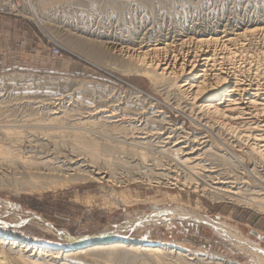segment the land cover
Segmentation results:
<instances>
[{
  "label": "rangeland",
  "instance_id": "1",
  "mask_svg": "<svg viewBox=\"0 0 264 264\" xmlns=\"http://www.w3.org/2000/svg\"><path fill=\"white\" fill-rule=\"evenodd\" d=\"M18 1L19 8L0 2V101L8 100L0 103V128L9 122L33 125L34 117L28 113V108L24 107H36L44 100L48 101L51 97L57 96H64L68 100L70 96L76 97L77 92L85 86L129 84L145 91L148 94L147 98L157 102L158 105L184 106L183 101L185 102L188 97L175 87L176 78L156 74L151 68H147L138 61H130L107 51L105 45L100 42L107 40L108 38H105L107 35L129 41L128 45L147 39L175 43L181 36L221 34L224 29L239 30L264 26V0H149L148 3L144 0ZM116 1L119 4L117 6ZM30 4L35 5L38 12L43 15L46 32L29 14L25 13L26 9L30 8ZM76 40H82L89 47L99 46L105 53L102 57L91 58L74 44ZM4 43L7 44L6 47ZM220 44L221 42L200 46L187 43L186 46H182L183 48L180 46L169 48L170 50L164 54L185 58L191 50L210 48L213 58L215 57L214 66L239 69L237 71L245 76V82L251 84L249 93H253V98L256 97L255 99L259 101L257 98L260 96L255 94V89L260 86L262 89L259 93L264 92V74H261L264 73V32L238 37L233 42V46H229L231 50ZM55 47L59 48L61 56L52 54V49ZM225 55L229 59H226ZM230 59H234L236 63ZM47 96L49 98L45 99ZM261 113L259 112V115ZM180 118L176 119L180 120ZM196 129L200 131L202 128ZM60 130L62 129H57L56 133H60ZM194 131L204 133V130ZM64 134L65 136L58 139L55 137L50 141H42L38 138L36 143L50 142L52 145L60 146H56L58 149L50 148L53 151H59L60 148L61 152L66 150L69 152L72 149L76 151L75 153L81 150L92 152L88 147L77 151L75 144H78L76 142L81 137L76 136V138L70 131ZM0 136L2 137L1 134ZM236 153L242 155L243 161L247 164L252 162L249 156ZM139 158L136 161L141 162L143 166L144 163ZM230 162L228 160L227 167ZM120 166L117 167L119 173L115 172L119 174L117 176L121 173L122 176L124 175L122 180L127 176L125 175L127 170L122 164ZM143 170H136L135 176ZM237 170L241 171V169ZM32 171L34 172L33 169ZM3 177L4 180L0 186V233L20 238L25 242L34 241L37 244L45 242L56 245L54 250L60 252L58 258L51 259V256H47L49 251L41 252V256L29 255L31 251L22 253L27 259L36 257L40 258L38 261L44 260L40 261L44 262L43 264L46 262V264H159L161 259H164L161 264H221L216 262L217 258L224 261L237 260L240 264H259L256 258L251 257L248 249L237 247L230 238L221 233L220 229L206 223L204 219L206 217L239 231L242 237L250 241V244L264 251V210L258 211L256 207L253 208L243 202L234 201L237 205L230 202L214 203L193 190L192 192L188 189L177 190L179 192L168 189L167 191L157 190L151 184L138 182L140 180L137 183L126 181L123 182L124 184L117 185L87 179L61 188L59 185L53 187L52 182L51 186L50 178L33 174L23 175L19 171L16 175L8 173ZM36 184L38 186L35 189L38 187L41 189L42 186L44 188L47 184L51 187L49 190L44 188L45 191L43 188L40 191L33 188L31 191L26 190L27 186ZM113 189L115 193L126 191L129 198H138L143 202L123 204L115 198L114 194H111ZM165 192L174 194L178 200L168 202L169 204L165 203L163 207L178 205L189 212L201 214V219L198 216L196 218L194 214L192 218L176 217L156 221L153 224L144 223L145 217L149 216L153 209L151 199H161ZM101 194L117 200V206L102 203ZM88 196H93L89 204L85 202ZM261 198L263 199L264 195ZM144 199L147 201L145 202ZM195 202H200L202 209H197ZM32 215L42 217L50 229L41 227L30 220H23L26 216ZM116 235L129 236L132 239L131 243L136 245H144L147 242L169 243L188 250L190 254L184 252L178 254L176 251H167V249L162 250V253L159 251L157 254L151 252L149 254L145 251L146 245L139 248L138 253L129 255H124L123 252L93 253L88 250L89 245L78 250H66V242L72 238L88 237L95 241ZM17 248L18 253L24 250V247ZM42 255L45 256L42 257ZM156 256L159 257V261L155 260Z\"/></svg>",
  "mask_w": 264,
  "mask_h": 264
},
{
  "label": "bare ground",
  "instance_id": "2",
  "mask_svg": "<svg viewBox=\"0 0 264 264\" xmlns=\"http://www.w3.org/2000/svg\"><path fill=\"white\" fill-rule=\"evenodd\" d=\"M144 2L148 3L149 0H144ZM115 3L116 6L119 5L117 1ZM30 5L25 13L29 14L45 31L46 26L43 15L38 12L35 5ZM263 32L264 26H253L240 28L239 30L224 29L221 32L222 35L220 33H207L195 37L181 36L175 43L174 41L147 39L140 40L132 45H128L129 41H122L121 38H113L112 35L105 36L108 39L100 42L105 45L107 51L130 61H138L147 68H151L156 74L176 78L175 87L180 90V93L186 94L188 98L185 102L183 101L184 106L175 105L170 106V108L174 112L180 111L187 115L192 124L196 128H202L204 133L187 132L182 123L172 124L164 111L155 110L156 113H153L150 106L143 107V109L139 107L122 109L118 99L112 100L115 105H108V100H100L101 108L93 113L85 114L84 106H78L77 108L65 107L63 109H60L59 106L53 111V104L58 106L63 102H67V100L64 96L51 97V100H49L48 95L45 98L48 101L43 98L44 101L36 107L25 105L24 108H28V113L34 117L35 122L33 125H27L25 122L24 125L18 122L13 124L9 122V124L5 123L0 128V134L2 135V137L0 136V186H2L1 182H3L5 174L16 175L18 171L23 175L33 174L50 178V185L52 182L53 187L59 185L61 188L87 179H93L98 183L104 181L117 185L118 183L124 184L123 182L126 181L135 183L138 180H148L164 184L170 188L171 186L176 187L183 184L191 188L193 192L199 193L212 201L221 202L224 199H229L253 207L256 206L259 209L264 208V204H262L264 198L260 199L264 195V92L259 93L262 88L260 86H257V88L255 85V94L260 96L257 98L258 101L255 99L256 97L253 98V93H249L251 84L245 82V76L238 73L237 70L239 69H236V67V70L232 68L235 66L234 64L231 67L232 69L225 68L227 66L224 68L214 66L215 57L213 58V52L210 48L191 50L185 58L164 54L167 50H170L169 48L186 46L187 43L208 46L211 43L221 42V46L228 48L240 36H249L255 33L263 34ZM74 44L94 59L102 57L105 53L99 46L89 47L82 40H76ZM229 49L231 50L230 47ZM234 54L235 58L236 52ZM225 58L229 59L226 55ZM233 60L232 62L236 63ZM247 79L249 80V77ZM258 84H262V82H258ZM15 100L17 99L15 98ZM7 101L1 100L0 103ZM98 104H100L99 100ZM259 112H262L261 115H259ZM68 118H70L69 121L66 120ZM61 126L66 128H60ZM54 128L56 129L53 130ZM57 129L62 130L59 131L60 133H56ZM66 131L72 132L74 136L81 137L76 142L78 144H75L77 151H80L83 147H88L92 152L81 150L75 153L76 151L74 152L71 146L72 150H69V152H67L68 150L61 152L60 148L59 152L50 149H58L56 144L52 145L50 142L36 143L39 140L38 138L42 141H50L55 137L58 139V137L65 136ZM236 152L249 156L252 162L247 164L243 161L242 155ZM136 156L140 157L145 165L142 166L141 162H137ZM214 157L215 159H213ZM228 160L231 162L227 167ZM119 164L126 168L127 174L125 173V175H127V179L124 177L121 180L124 176H122V173L117 176L119 174H116L115 171L120 166ZM134 169L144 170L139 171L140 173L135 176L136 170ZM237 169H241V171ZM50 185L47 184L44 188L49 190L52 186ZM37 186V184L29 185L25 189L31 191L32 188L35 189ZM41 189L38 187L35 190L40 191ZM112 192L111 194H114L115 198L123 204L131 205L134 202L142 201L138 198H129L130 196L123 190L115 193L113 189ZM92 197H86L85 202L87 204L91 203ZM102 197V203L117 206V200L104 195ZM151 200V208L153 207V209L151 214L144 219L146 224L176 217L192 218L194 214L196 218L202 216L194 211L189 212L178 205L163 207L165 203L169 204L168 202L178 200L174 194L169 192H165L161 199L152 198ZM199 203L195 202V207L202 209ZM204 219L206 223L220 229L221 233L230 238L237 247L248 249L251 257L256 258L259 264H264V251L252 245V243L250 244V241L242 237L239 231L224 226L220 222L217 223L209 217ZM23 220H30L41 227H49L48 223L39 215L26 216ZM131 242V237L126 235L99 238L95 241L92 238L79 237L66 242V250H78L89 245L88 250L93 253L104 251L110 254L116 252L117 254V252H123L124 255H129L136 254L139 248L146 245L147 247L144 248L149 254L150 252L157 254L159 251L166 249L167 251H176L178 254L182 252L190 254L188 250L169 243L147 242L144 245H136ZM55 246L45 242L41 244L34 241L25 242L20 238L0 233V264H43L44 262H40L42 259L40 261H38L40 258L37 259L36 257L35 259H27L22 253L31 251L29 255H40L41 252L49 251L47 256H51V259L58 258L60 252L54 250ZM17 247H24V250L18 253ZM45 255H42V257ZM156 258L155 260L159 261V257ZM162 260L164 259H161L159 264ZM217 260L216 262L221 264H240L237 260L224 261L219 258Z\"/></svg>",
  "mask_w": 264,
  "mask_h": 264
},
{
  "label": "built area",
  "instance_id": "3",
  "mask_svg": "<svg viewBox=\"0 0 264 264\" xmlns=\"http://www.w3.org/2000/svg\"><path fill=\"white\" fill-rule=\"evenodd\" d=\"M0 2L4 5L7 6H11L14 8H19L20 4L18 0H0ZM52 54H54L55 56L57 55H62L61 52L59 51L58 47H55L52 49ZM85 94H87V97L85 96ZM148 94L141 90L140 88L136 87V86H132L129 84H125V85H120V86H111V85H94V86H85L84 89H82L81 91L77 92L76 97H71L69 100H67V102H63L60 105L57 106V104H53L55 106L52 105L53 111L56 110L57 107H59L60 109H63L65 107H70V108H77L78 106H84L86 113H93L95 112L98 108H101L102 104L100 100H108L107 104H112L115 105V102H113L112 100H116L118 99L119 105L122 109H126V108H135V107H139L140 109H143V107H151L150 110L153 111V113L155 110H162L164 111L165 115H168V120L170 119L171 123L176 124V123H182L185 127V131L187 132H191L194 130L199 131L198 129L195 128V126L191 123V121L189 120V117L185 114H183L182 112H174L172 111V109L169 106H161L158 105L157 102H154L152 100H150V98H147ZM98 100L100 102V104H98ZM150 101V102H149ZM150 103V104H147ZM115 107V106H112ZM109 108V107H108ZM167 108V110H166ZM84 114V116H85ZM180 118L176 119V118ZM70 118L66 119L69 121ZM203 131L200 130L199 132ZM76 137V136H75ZM135 159H138V156H136ZM123 169V168H122ZM138 182H145L147 184H151V186L155 187V189L157 190H165L167 191V189L169 191H174V190H179V191H183V190H191L192 189L180 184L179 186L173 187L171 186V188L169 186H165L164 184H158V183H154V182H150L148 180H140ZM137 183V182H135ZM177 191V192H179ZM197 195V194H196ZM201 197V196H200ZM208 199V198H207ZM210 200V199H208ZM211 202L214 203H221V202H230V203H234L235 205H237L233 200H223L221 202L218 201H212ZM257 204V203H256ZM240 205H244L241 204ZM256 207V206H255ZM253 207V208H255ZM258 211L264 210V208L259 209L256 208Z\"/></svg>",
  "mask_w": 264,
  "mask_h": 264
},
{
  "label": "crops",
  "instance_id": "4",
  "mask_svg": "<svg viewBox=\"0 0 264 264\" xmlns=\"http://www.w3.org/2000/svg\"><path fill=\"white\" fill-rule=\"evenodd\" d=\"M24 29H25V28H24ZM2 31H4V32H5V30H2ZM3 45H4V47H6V45H7V44H6V43H4Z\"/></svg>",
  "mask_w": 264,
  "mask_h": 264
}]
</instances>
